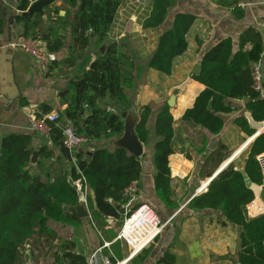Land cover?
Wrapping results in <instances>:
<instances>
[{"label": "trees", "instance_id": "trees-1", "mask_svg": "<svg viewBox=\"0 0 264 264\" xmlns=\"http://www.w3.org/2000/svg\"><path fill=\"white\" fill-rule=\"evenodd\" d=\"M34 0H17V8L26 10ZM71 9L70 41L66 55L60 60L65 69L77 66L84 61L86 48L93 40L95 47L102 53L91 60L88 57L87 68L78 75L71 76L65 88L59 90V96L66 99V107L60 112V125L52 124L48 136L35 132H10L0 141V264H23L22 247L31 255L32 245L28 241L35 235L49 233L48 222H59L77 227L80 219L70 208L79 204V190L69 180L75 182L82 178V186L87 185L93 198L86 196L91 218L106 225L105 218L116 221L128 218L142 203L134 202L121 214L114 203L125 206L127 198L125 188L133 181L140 188L142 175V157L130 154L125 148L116 146L115 140L122 135L124 117L131 107L128 91L135 79L134 61L124 49L125 43L105 42V37L114 20L122 0H64ZM175 0H150V10L141 22L142 29H150L164 23L169 9ZM50 6V5H49ZM49 6H46L47 8ZM45 7V8H46ZM62 5H53V16L63 10ZM15 19L22 24V35L44 43L48 54L57 53L64 48L66 33L50 15L43 18L36 13L33 19L16 14ZM195 16L191 13L177 12L169 28L158 37L157 47L150 56L147 65L163 75L171 72L173 59L187 48L186 34L193 24ZM43 23L41 26L40 24ZM94 33V36L90 34ZM251 43L249 49H244ZM262 42L256 31L247 29L239 38V47L233 52L232 41L225 38L208 49L201 58L200 70L192 78L204 89L196 96L192 107L185 110L182 119L200 124L211 133H218L223 121L218 113L227 112V99L246 98L245 107L255 121H264V98L258 96L251 86L252 64L260 59ZM86 60V59H85ZM59 60L51 59L48 73ZM109 99L118 111H110L98 102ZM51 111L47 104H41L38 115ZM150 105H143L135 118V134L145 146L155 137L153 145L154 190L165 206H174L171 199L169 155L173 153L174 136L173 117L167 103H164L154 115ZM63 122H65L63 124ZM234 123L248 135H253L244 117H237ZM70 124L74 131L87 138L88 142L110 140L112 146H95L90 156L83 148L68 149L63 142L61 129ZM47 138L52 148L58 152L57 161L62 166L51 164L53 150L46 143L34 142ZM87 144V143H86ZM248 154L244 169L249 180L261 185V174L256 155L264 151V130L248 145ZM37 150L39 158L35 166L29 165L32 152ZM45 158V165L39 167ZM75 162L72 163V160ZM49 163L47 164L46 162ZM254 199V193L246 186L243 176L229 163L207 185L206 190L188 202L192 209H212L222 213V225L240 227L237 257L241 264H264V213L249 218L245 206ZM138 200V198H137ZM255 204V203H253ZM257 206L251 205V211ZM121 222L120 227L123 225ZM110 240L117 232L108 230ZM55 236V233L53 234ZM158 235L153 238L155 241ZM54 242L55 264H87L86 256L76 251L72 239L56 237ZM118 240L111 243L114 248ZM171 245H169L170 247ZM143 247L131 259L143 260L148 248ZM169 247L155 264H174L175 254ZM114 258L117 260V256Z\"/></svg>", "mask_w": 264, "mask_h": 264}, {"label": "crops", "instance_id": "crops-1", "mask_svg": "<svg viewBox=\"0 0 264 264\" xmlns=\"http://www.w3.org/2000/svg\"><path fill=\"white\" fill-rule=\"evenodd\" d=\"M148 1L150 3V0ZM137 2L140 1L137 0ZM53 5H62L64 9L53 16ZM120 7L104 41H118L121 38L126 40L125 43L130 47L128 40L122 38L119 33L122 24L119 23V20H116L118 13L122 14ZM149 10L150 5L147 7L148 12ZM73 11L74 9H71L64 0H56L48 8H44V16L51 15L55 19V22L61 27V32L66 33V39L64 48L61 51L52 54L47 53L48 56L43 60H35L30 54L10 45L23 32L22 24L15 19L16 14L22 12L17 8V0H0V141L4 135L10 132H29L27 130V113L31 110L38 111L41 104H47L51 111L58 112L66 107L65 102L67 100L59 96V88L63 82H66L65 76H74L81 72L77 74L75 67H73L63 76L65 78L61 76L53 78L48 73V61L49 59L60 60L66 55L70 41L69 22ZM177 12L191 13L195 16V20L186 34V50L173 59L171 72L168 74L171 79L176 80L165 102L167 103L171 94L174 95V104L169 107L173 117L174 136L171 143L173 153L168 157L171 199L174 206H165L156 195L153 183L155 172L152 160L153 145L148 148L149 150L146 148L148 146L143 145L145 149L142 157V175L137 201H140L151 210L155 217V226L157 228L161 226V229L158 238L146 245V247L149 245L150 247L143 260L129 259L125 264H155L163 256L168 245L172 242V238L177 239L178 237L179 241H183L186 251L193 255L202 254L206 251L208 253L218 252L225 260V255L228 252L226 247L221 245L225 241L221 237L230 236L233 228L235 232L232 234L235 235L237 248L236 253L231 256L230 260L235 264L233 257L238 259L240 227L230 224L222 225V213L219 210L189 208L188 199L195 193L198 195L204 192L208 183L229 163H232L237 170L244 168L248 154V152L246 154L244 152L248 149V145L254 137L261 133L264 128L256 131L255 128L250 126L247 115L251 116V114L245 107L246 98L226 100L229 110L218 113L223 121V126L218 133H211L200 124L183 120L182 115L186 109L192 107L196 96L204 89V85L192 78L200 70V61L204 53L225 38L231 39L232 51L235 52L239 47L241 34L247 29L256 31L262 42V53L259 62L264 87V0H175L174 6L169 9L164 23L160 26L142 29L141 25L137 24L143 30H138L140 35L146 33L156 35V42L146 55L145 62L156 50L159 35L170 27L173 16ZM132 18L134 19L136 16H132ZM40 25L42 26L43 23ZM140 35L138 34V38ZM135 45L134 47L137 50L144 53L146 45L149 44L143 38H140V43H135ZM93 47H95V44L91 40L89 48ZM250 47L251 43L244 45V49ZM142 53L139 54L142 55ZM85 68H87V64L83 69ZM237 117L246 118L255 133L250 136L241 130L234 123ZM153 121L154 118L151 119L150 117L148 125L151 126ZM247 142L249 143L247 144ZM39 143H46L51 146L47 138L44 137L35 141L34 145L37 146ZM111 145L110 140H101L82 144L81 147H85L89 151L95 146L110 148ZM52 150L53 156L50 159L54 160L58 152L54 148ZM237 161H240L239 164H237ZM203 184L206 185L203 186ZM150 203L159 207L157 208L159 213ZM251 205L257 206V209L251 211ZM245 209L249 218L256 217L264 213V200L259 194L254 195V199L245 206ZM88 213L89 216L79 218V226H67L65 232V237L75 242L76 251L83 253L88 258L92 252L107 243L108 246L97 252L95 264H103L102 256L108 255L109 251L113 255L115 254V257L117 256V260L127 258L134 249L130 240L122 233L127 219H124L123 224L125 225L122 228L123 225L121 227L116 226L118 221L107 217L105 218L106 225L98 221L101 225L98 229L96 222L91 218L90 211ZM108 230L117 232L116 237L112 240H110ZM120 233H122V236L118 238L117 236ZM207 236L216 237L210 239L208 244L206 243ZM132 237L141 238V234L135 233L132 234ZM115 240H118V245L112 248L111 243ZM172 248L173 246H170L169 250L171 251ZM53 256L54 254L50 253L48 260L41 257L37 258L36 261L30 257L23 264H55Z\"/></svg>", "mask_w": 264, "mask_h": 264}, {"label": "rangeland", "instance_id": "rangeland-1", "mask_svg": "<svg viewBox=\"0 0 264 264\" xmlns=\"http://www.w3.org/2000/svg\"><path fill=\"white\" fill-rule=\"evenodd\" d=\"M138 1L140 2H137V0H122V4L120 7V12H122V14L118 13L116 21L119 20V23L122 24V27L119 33L122 35V38H125L128 40L130 47L125 43L126 40H123L120 38L118 41L125 43L126 48L124 49L128 53L129 52L131 53L134 64H135V68L133 69L135 79L133 82V87L128 93L130 101H131V107L128 112L132 113L134 117L136 118L143 105H150L152 108V115H151V119H152V117L154 118V115H153L154 112L158 111V109H160V107L166 102L168 98L167 95L171 91L172 86L174 82H176V80L171 79L168 75H163L160 72L156 71L155 69L148 67L147 65L148 60L145 62L146 55L148 54L150 49H152V46L156 42V38H155L156 35L148 34V33H146L145 35H140L139 33L140 31L138 30H142V29L139 28L137 24L141 25V20L148 13L147 7L149 5V1L148 0H138ZM132 16H136V18L133 19ZM138 34L140 35L139 38H138ZM113 36H115V34H113ZM140 38H143L149 44L148 46L146 45L144 53L140 52L139 50H137V48L134 47L136 46L135 43L136 44L140 43ZM87 49L89 50L87 51ZM90 50H92L93 52H91ZM86 51H87L86 52L87 57L85 58L86 60L84 59L85 62L81 61V63H79L74 68L77 74L82 72V69L87 64L88 57H90V52H91V55L93 54L97 55L99 49L96 47H93L90 49L88 45L86 48ZM139 53H142V55H140ZM47 56L48 54H46V57ZM60 60L58 63H56V66H52L53 68L51 69V72H52L51 75L53 78H56L58 76H61L62 78L66 77L65 79L67 82L71 76L70 75H67L65 77L63 76L68 72V70H71L72 68L65 69L64 64ZM49 63H50V59L48 61V64ZM66 82L62 83V86L59 88V90L65 88ZM70 95H71V92L66 94L65 97L67 100L69 99ZM98 104L100 106L106 107L110 111H118V109H116L113 105H111L108 98L100 100ZM60 123L61 122L58 121L59 125ZM64 123L65 122H63V124ZM154 140H155V137L150 138V144L148 145V147H146L147 149L151 148ZM81 146L79 148L85 149V147H81ZM148 150H145V151L147 152ZM248 150L249 149H246L244 153L246 154ZM45 161H46L45 158H42L40 160V165H39L40 168L45 165ZM50 162L52 165H55V167L63 165L62 161H61V164H59L60 162L58 163L57 157L54 160H51ZM74 162H75V159L72 160V163ZM239 162L240 161H237V164H239ZM46 163L48 164L49 161ZM80 191L83 192L82 194L85 199L84 201H80L79 204H82L86 208V210L89 212V207L86 201V196L89 195L90 198H93V194L88 189V187L85 189L84 186L81 187ZM259 196L262 197V199L264 200V189L261 187V185H260ZM150 205L159 213V210L157 209L159 207H156L155 205L151 203ZM123 220L124 219L121 218L120 221L116 223V226L120 227V224ZM48 226L50 227V229H53L56 237L60 236L64 238L66 236L65 232L68 228L67 227L68 225H65L59 222L49 221ZM96 226L99 229L101 226L100 222H98V225L96 224ZM234 232L235 230L233 228L231 229L230 236L226 235L225 237L221 235L222 236L221 239L225 240L224 243H222L221 245L222 247H226V250L228 252L225 255L226 256L225 260H227L229 263L223 260L222 257L218 254V252L208 253L206 251L198 255H193L187 252L184 247V244L182 243L183 241L182 242L179 241V237H178L177 239L172 238V242L169 244L173 246L171 251L173 252V254H175V257H176L174 264H233L230 258L236 253V248H237L236 247L237 241L234 239L235 235L232 234ZM54 233H52L51 231L47 234L42 233L40 235L33 236L28 241L29 245L30 243L32 245L31 255L27 254L26 252L27 248L25 246L22 247V252L24 254V261H26L30 257H32V259H34L35 261L37 258H41V257L45 258V260H48L49 259L48 256L50 255V253L54 254V242H55L54 240L55 236L53 235ZM215 237L216 236H207L206 243L209 244L210 243L209 240L214 239ZM233 259L235 260L236 258L233 257Z\"/></svg>", "mask_w": 264, "mask_h": 264}, {"label": "built area", "instance_id": "built-area-1", "mask_svg": "<svg viewBox=\"0 0 264 264\" xmlns=\"http://www.w3.org/2000/svg\"><path fill=\"white\" fill-rule=\"evenodd\" d=\"M0 30H1V27H0ZM10 45L16 46L20 50H23L24 52L30 54L32 58H34L35 60H43L47 54V50L43 42L39 40H34L29 37H25L23 35L17 36L14 39V41L10 43ZM251 86H252V89L255 92H257L259 97L264 98V87H263V82H262V73H261V67H260L259 60L252 64ZM58 119H59V113L57 111H50L48 113L38 115L36 111L31 110L27 113V130L29 132H35L43 136H48L51 130L52 124L57 125ZM61 134L63 136L64 145L68 149H74V148L76 149V148H79L82 144L88 143L87 138L84 136L78 135L74 131L73 126L70 124H66L62 127ZM256 161L258 163L260 174H261V187L264 189V151L256 155ZM82 182H83V179L79 178L73 183L77 186V189L79 190L78 192L79 194L82 195L83 201H84L85 198L82 194L83 192L80 191L82 187V184H81ZM84 188L86 189L87 185H85ZM138 192H139V188H138L136 181L131 182L125 188L124 195L127 198V202L124 207L126 208V210L134 202L137 201ZM142 205L143 204H141L136 210H138ZM136 210L134 212H136ZM124 225L125 224H123L122 228L124 227ZM160 229H161V226L158 227L157 232L149 240H147L140 247L133 249L130 255L123 260H116L114 258V255L109 251L108 255L102 256L103 264H125L129 259H131L135 254H137L143 247H146V245H148L150 241H152L153 238L158 235V233L160 232L159 231ZM122 233H120V235H118L117 237L119 238L120 236H122ZM106 246H108V244L104 243L101 247H99L94 252H92L87 258V264H95L97 252Z\"/></svg>", "mask_w": 264, "mask_h": 264}, {"label": "water", "instance_id": "water-1", "mask_svg": "<svg viewBox=\"0 0 264 264\" xmlns=\"http://www.w3.org/2000/svg\"><path fill=\"white\" fill-rule=\"evenodd\" d=\"M56 0H34L30 2L26 10L21 12L22 16H28L29 18L33 19L34 15L36 13H39L41 16H44V8L46 6L52 5ZM91 36H94V33L90 34ZM104 50V45L100 46V53H102ZM97 55L93 54L92 58L94 59ZM197 68V66H196ZM174 104V95L171 94L170 98L167 101V105L171 107ZM122 116L124 117V127L122 131V135L117 138L114 142L116 146H120L125 148L130 154L134 156H141L144 152V146L143 144L137 139V136L135 134V117L132 113H122ZM249 124L251 127L255 128L256 131H260L264 128V122L263 121H255L249 114L247 115ZM91 152L87 151V155L90 156ZM39 158V153L37 150L32 152V155L29 159V165L35 166L37 164ZM238 171L243 176L244 182L247 187H249L254 195H258L260 192V186L252 183L247 174L245 173L244 168H239ZM70 184L73 185V181L69 180ZM197 194H193L189 199H192ZM80 201H83V197L80 194L79 195ZM109 202H112L116 209L119 210L121 214L126 213V208L124 206H120V204L114 203L111 198L108 199ZM71 213L75 214L78 218H83L89 216L88 211L86 208L82 205H76L72 208H70ZM235 264H241L238 259H235Z\"/></svg>", "mask_w": 264, "mask_h": 264}, {"label": "bare ground", "instance_id": "bare-ground-1", "mask_svg": "<svg viewBox=\"0 0 264 264\" xmlns=\"http://www.w3.org/2000/svg\"><path fill=\"white\" fill-rule=\"evenodd\" d=\"M249 142H247V144ZM205 185L206 184H203V186ZM157 230L158 228L155 226V217L153 213L147 206L142 205L127 219L123 234L130 240L134 249H136L149 240ZM135 233L141 234V238H133L132 234Z\"/></svg>", "mask_w": 264, "mask_h": 264}]
</instances>
